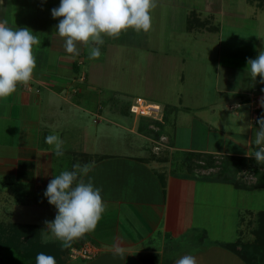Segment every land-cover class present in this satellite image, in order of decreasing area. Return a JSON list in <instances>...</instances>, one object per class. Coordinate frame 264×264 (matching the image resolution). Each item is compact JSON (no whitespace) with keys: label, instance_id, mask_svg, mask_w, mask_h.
<instances>
[{"label":"rangeland","instance_id":"obj_1","mask_svg":"<svg viewBox=\"0 0 264 264\" xmlns=\"http://www.w3.org/2000/svg\"><path fill=\"white\" fill-rule=\"evenodd\" d=\"M205 1L202 0V2ZM212 1L218 3V0ZM247 2L246 0H223V6L221 7L223 10L226 11L231 8L232 10L237 9L239 12L237 16H232V25L227 21H211L209 27L208 24L206 25L207 29L212 26L214 28L220 27V30H215L216 32L214 31L210 34L206 33V31L203 32L205 38L208 40L212 39L210 42L221 39V45L213 48L205 47V44L204 46L197 44L194 48L195 51L190 53L189 43H191L192 37L185 35L180 37L178 33H173L170 29H166L168 26H172L168 17L170 10L169 7L167 9L160 7V0H154V6L151 9L152 26L148 32H137L133 29H128L118 37L105 36L104 44L100 46L102 55L98 59L92 60L89 58V47L92 45L78 43V54H81L80 56L85 63L80 65L79 74L73 73V79L82 80L85 78L82 76L84 74L87 77L85 78L86 81L84 79L80 82H73V86L78 87L80 91L74 90L68 100L73 104L77 102L90 108L99 107L97 110H100V115L95 117L92 113L85 114L82 110L74 109L73 106V111H70L71 106H68L67 102L59 98H56L53 108L47 109L55 117V119H51L52 128L57 129L61 133V139L64 141V155L60 157L54 155L52 175H58L63 170H72V164L74 165L83 160L80 153H86L87 157L93 158V161H95L94 154L105 156L129 155L131 158L136 159L138 154L141 153L144 157L151 156L159 160L163 164H161V167L169 163L171 167H175V159H181L179 156L181 154L179 152H175L176 156L171 154L167 148L171 144L182 148H217L216 141L225 142L224 135L228 134H233V136H227L228 144L232 139L233 143L236 142L238 135L245 137L248 136L247 134H251L250 136L253 140L255 132L259 130V127L254 124L256 113L262 108L264 110V107H262L264 96L262 91H260V85L264 83V80H261L260 77L252 80L246 69L248 60L255 59L259 51L264 50V10L255 5H249ZM29 3L30 0H27L25 8L10 7L11 9L9 8L8 11L13 14L12 16L7 14V17L11 18V23H18L20 20L18 15L21 10L22 14H25L21 21L41 26L39 28V37L41 38L43 35V46L46 47L44 42H47L51 35L58 37L56 25L59 23V19L52 17L51 10L59 6L60 0H36V8ZM162 8L163 10H161ZM33 11L37 14H33ZM160 18L164 20L163 25L160 24ZM185 23L187 29V22L184 21V24H182L177 18L175 29L184 27ZM157 26L161 29H157ZM156 33L163 37V50L165 52L173 55L177 54L178 56L182 55L185 58L182 75H180L182 72L177 73V76L173 75L171 69L173 64L168 67L171 62V55L149 52L150 45L158 38ZM122 38L128 40L129 44L125 46L119 44ZM144 39L148 40L147 45L143 43L142 40ZM219 47H221L222 52H228L226 53L228 54L227 56H231L232 67L229 70L225 65L223 67L225 70L223 69L220 72L219 78L216 80L215 75L218 65L213 60L211 63L206 60V63H201V58L196 61L193 59V54H198L200 50L204 51L205 49L209 55L215 54V50H218ZM39 53L41 52L39 51ZM78 56L73 55L71 58L74 61ZM212 56L213 59L216 58L215 55ZM165 61L166 63H163ZM167 61L169 62L167 63ZM42 96L44 95L42 94ZM137 97L146 99L149 103L159 104L160 108H163V112L167 108L168 119L164 122L161 135L156 133L159 127L153 124L152 121L154 120L148 117L140 118L139 115L126 112L128 103H132L133 99ZM245 101H249V103L247 104ZM215 102L221 104L222 107L220 108L222 110L217 111L215 108L214 112L210 110L213 106L211 103ZM82 106L79 107L83 108ZM59 107H61V111H59ZM185 107L193 108H189L187 111L184 109ZM4 108L2 109L4 110ZM173 108L175 109L171 110ZM197 108L201 109L197 110ZM33 109L30 115L39 120V122L42 121L41 129L46 127L44 121V115L46 114L43 107H34ZM125 112L127 113L126 116L123 114ZM14 113L18 116L19 109H15ZM27 113H25L26 117ZM219 117H221L220 120H218ZM216 120L219 123H216ZM115 123L128 124L130 130L127 126H125L124 130L119 126L121 124L116 126ZM3 125L4 127L1 128H5V122ZM8 128L16 129V127L12 126ZM202 128L211 130V132L204 134L202 132L200 134L198 129L201 130ZM141 129H151L153 134L146 137V134H143ZM189 129H193L194 132L188 133ZM215 131H222L223 133ZM4 134L3 132L2 136ZM132 137H136L138 143L134 139L132 140ZM238 139L239 144L240 142L243 145L246 144L243 143L244 141L239 142ZM4 142L6 145L3 144L5 146L1 148L0 155L3 154L7 162L12 163L15 160L13 155L17 153V147H20L23 143L12 132H6ZM139 145L142 147L141 149H139ZM252 145L255 146L254 144ZM235 148L234 146L233 149ZM72 150L73 152H71ZM250 153L251 156L248 158L255 159L252 150ZM213 157L217 167L207 169L197 168L196 165H201L202 162L198 163L196 159L192 160L190 165H186L183 160L178 161L181 166L180 172H177L179 176L176 178L183 181H193L194 184L179 192L177 195V197H180L178 206L172 207L171 212L177 207L179 209V211L177 210L178 213L181 212V220L184 219L190 223L191 227L197 228L194 233L196 245L191 243V241L188 244L186 241L185 246H181L182 250L189 249V246L191 249H196L195 251L203 248L205 250L208 245L221 249V244L224 245L236 239L243 242L251 241L253 238L252 230L257 225L258 213L264 211V189H255L253 191L241 189L242 192L233 190V188H236L235 183L242 185L254 184L257 179L254 175V170L263 171L264 168L260 167L257 162H250L248 168L237 173L230 166L226 176L229 178H224L225 175L223 176V174L225 173H222L221 163L226 161V156L219 154V156L213 155ZM101 167L108 168L107 164ZM101 167H98L94 173L89 174L85 181L87 182L91 178L96 187L104 189L108 195L112 192L114 196L116 191H111L106 185L112 179H116L114 177L117 174H105L106 169L103 168V170ZM113 167H116V165ZM169 169L170 167L167 168L168 171ZM3 179L0 177V184ZM229 179L232 184L226 183V180ZM147 182L151 191H159L158 182L149 180ZM9 193V191L0 189V194H3L0 198V223L36 224L40 225L45 231V222L54 220L56 213L53 211L56 212V208L49 203H47V208L33 205L35 197L30 199L29 210L23 209L25 213H22L24 214H21V212L15 213L14 205L16 200L14 197L12 201L9 198L6 199L9 197ZM107 208H110V206ZM30 216L33 219H26V217L30 218ZM235 217L238 218L235 222L237 224L233 221ZM235 225L238 228L236 230ZM234 230L240 232L239 236L237 232H235V235ZM123 237L124 235H122ZM42 241H55L59 247H66L62 241L53 235L45 234V232L42 236ZM88 242L97 249V253L100 252L98 247L92 244V241H86L83 244H73L72 242L70 252L66 257H63L64 263H87L89 260L80 258L76 254L77 252L74 251H78V248L83 247ZM176 247L177 244L173 246V248ZM110 260L111 258L104 260V264H111ZM93 262L95 260L92 259L91 263Z\"/></svg>","mask_w":264,"mask_h":264},{"label":"crops","instance_id":"obj_2","mask_svg":"<svg viewBox=\"0 0 264 264\" xmlns=\"http://www.w3.org/2000/svg\"><path fill=\"white\" fill-rule=\"evenodd\" d=\"M26 1L27 0H0V21H5L8 26L13 28H30L37 36L38 40L37 44L33 46V54L36 57V68L33 72L31 81L27 84H19L17 86V91L13 95L0 99V141H2L0 142V150L6 145V141L4 142L6 132H12L14 136L17 135L23 143V145L17 147V153L13 155L15 160H13L12 163L7 162L6 157H3V154H1L2 156L0 155V177L2 179L5 177L3 182L0 184V189L10 192L9 197L6 199L9 198V200L12 201L14 197L16 200L14 212H21V214L25 213L23 209L26 211L27 209L29 210L30 199H34V197L35 199L33 200V205L47 208L48 200L45 198L44 192L48 183L54 177V175H52V162L55 154L52 150L53 146L47 144L45 142V138L50 134H58L61 137V133L57 129L52 128L51 119H55V117L54 115H51L47 109L53 108L56 98H59L60 100L67 102L68 106H71L70 111H73L74 108L82 110L85 114L92 113L95 117L100 115V110H97L99 107H93V109L87 106H82L77 102L73 104L68 100V97L74 90L80 91L78 87L73 86V82H80L87 77L84 74L82 76L85 78L82 80L73 79V73L79 74L80 65L85 63L83 62L84 59L80 56L81 54H78V58L73 61L71 58L73 55L68 54L65 51L64 39L54 35H51L49 40L44 42L46 44V47H44L42 39L43 35L41 38L39 37V28H41V26L39 24L31 25L27 21H21V18H24L25 15L22 14L23 12H21V10L18 15V18H20L18 23H11V18L9 19L7 17V14L11 16L13 14L8 11L10 7L16 6L25 8ZM29 4H33L35 8L37 7L36 0H30ZM159 6L164 9L169 7L170 10L168 17L170 18L172 26H168L166 29H170L173 33H178L180 37H184V35L192 37L191 41L189 37V41L191 42L189 43L190 53L195 51L194 48L197 44H201L202 46L205 44V47L207 46L212 48L221 45V39L210 42L212 39L208 40L205 38L203 32L206 31V33L210 34L215 30H220V27L214 28V26L207 29L211 21H227L231 24L233 22L231 19L232 16H237L239 12V10H232L231 8L226 11L223 10L221 8L223 6V0H218V3L212 0H206L205 2H202V0H160ZM163 8L161 10H163ZM32 13L37 14L35 11ZM192 13L195 14V18L198 21H209L208 27H196L191 31H187L185 23L184 27H178V29H175L177 18L182 24H184V21L187 22L188 17H190ZM163 23V18H160V24L163 25ZM194 24L196 26V22ZM218 26H220V24H218ZM157 29L161 28H158L157 26ZM157 35L158 38H156L150 45L149 52L165 54L167 56L171 55V62L168 64V67L173 64L171 67L173 75L177 76V73L180 72H182L180 73V75H182L183 62L185 58L182 55L178 56L177 54L173 55L165 52L163 50V37L156 33V36ZM142 41L145 45H147V39ZM119 44L125 46L126 44H129V42L128 40H125V38H122V41ZM158 49L159 51H157ZM39 51L41 53H39ZM200 51L198 54H193V59L198 61L199 58H201V63H206V61H210L211 63L213 60V62L218 65L217 73L215 75L216 80L219 78V74L224 69L223 67L225 65L229 68V70H231V56H227V51L222 52L221 47H219L218 50H215V54L212 53L211 55H209L206 49L204 51ZM223 53L224 55H222ZM212 55H215L216 58L213 59ZM178 57L180 58L179 60ZM75 62L78 64V70H75L73 67ZM168 62L169 61H167V63ZM163 63H166V61ZM42 94L44 96H42ZM262 94L264 96V92H262ZM238 95L242 96L241 94ZM180 102L183 103L181 100ZM245 102L247 104L249 103V101ZM217 103H211L213 104L210 108L211 111L214 112L215 110H222L220 108L222 107L221 104ZM40 106L43 107L46 114L44 115L46 127H42V129L40 128L42 121L39 122V120L30 115L31 110H34V107L39 108ZM79 106H82L83 108ZM2 108H4V110ZM189 108L193 107H185L184 109L187 110ZM15 109H19L18 116L14 113ZM174 109L175 108H173V110ZM199 109L201 108H197V110ZM28 110L29 115L27 113ZM61 110V107H59V111ZM25 113H27V117ZM220 118L221 117H219L218 120H220ZM218 120H216V123H219ZM4 122L5 128L7 127L6 130L5 128H1L4 127ZM115 124L117 126L121 123ZM10 126L16 127V129L8 128ZM119 126H121L124 130L125 126H127L130 130V126L128 124H121ZM198 131L200 134H202V132L203 134L211 132V130H204L203 128L201 130L198 129ZM3 132L5 133L4 136H2ZM193 132V129H189L188 133ZM219 132L223 133L222 131H218L217 133ZM228 135L229 137L233 136V134ZM228 135H224L226 139L225 142L216 141L217 148H182L173 146L172 144L170 146H166L170 150V153L175 154V156L177 155L175 152L202 153L214 156H219V154H221L224 156L245 158L251 156L250 151H253V145L251 143L252 137L250 136L251 134L241 137L237 133L238 138H240H236V142L234 143L232 142L233 139L230 140L231 142H229V144L227 142ZM146 137H148V135H146ZM131 139H134L135 142L138 143L136 137H132ZM237 139L239 142L244 141L243 143L246 144L243 145L241 142L239 144ZM234 146L236 147L235 149H233ZM141 148L142 147L140 146L139 149ZM71 152H73V150ZM139 154L136 159L131 158L129 155L105 156L102 154H94L93 156H95V161H93V158L87 157L88 155H86V153H80L83 158V160L79 162L81 165L91 164L94 162V167L87 174V176L94 173L98 167L105 164H107L108 168L101 167L102 169H106L105 174H117L114 177L116 179H112V181L106 185V187L111 189V191H116L114 196L112 192L108 195L104 189H101V194L105 204V211L97 222L96 227L92 231L84 234L82 237L73 240V244H83L86 241H92V244L96 245L100 251L93 259L95 262L91 263L92 260H89V263L84 262L80 264H104V260L109 258H111V264H175L177 259L188 254L195 256L197 264H245L241 258L224 248L222 244L221 249L208 245V248L205 250L203 248L202 250L195 251L196 249H191L190 246L189 249L182 250L181 246H185L186 241L188 244H190L191 241V243H195L196 245L194 233L197 231V228L191 227L190 223L186 222V220H181V212L178 213L179 209L177 207H175L172 212L171 208L178 206L180 197H177V195L179 192L185 188L187 189L194 183L193 181L180 180L171 175L170 163L168 165L164 164V166L161 167L162 163H160L159 160L151 156L144 157L143 154ZM113 164L116 165V167H113ZM169 167L170 169L168 171L167 168ZM87 176H84L83 179L85 180ZM103 177L105 178V176ZM147 180L158 182L157 186L159 191H151ZM91 181L93 180L91 179ZM233 190L235 192H242V190L237 188H233ZM2 195L3 194H0V198ZM108 206H110V208H107ZM53 212L56 213L55 211ZM174 212L175 214H173ZM26 219L31 220L33 218L30 216V218L26 217ZM237 220L238 218L235 217L233 220L234 223ZM235 227V230L238 229L236 225ZM235 230L234 233L237 232V235L239 236L240 232ZM44 232L45 234H50L46 230ZM122 235H124L123 238ZM176 244L177 247L173 248Z\"/></svg>","mask_w":264,"mask_h":264},{"label":"clouds","instance_id":"obj_3","mask_svg":"<svg viewBox=\"0 0 264 264\" xmlns=\"http://www.w3.org/2000/svg\"><path fill=\"white\" fill-rule=\"evenodd\" d=\"M154 0H60L59 6L51 10L54 19H59L56 34L64 39L66 53L78 55V43L92 45L89 58L98 59L104 37H118L133 29L148 32L152 26L151 9ZM37 36L28 27H10L0 21V99L17 91L19 84H27L36 68L33 46ZM247 73L252 80H264V50L255 59L247 62ZM264 107V104H262ZM259 130L251 141L256 147L253 157L264 165V116L258 121ZM45 142L52 147L57 157L64 155V141L58 134L46 136ZM94 167L76 163L72 170H63L50 180L44 192L50 205L56 208V216L46 221V231L69 245L73 240L92 231L105 211L102 190L91 178L83 177ZM36 264H56L54 256L40 252ZM175 264H197L193 255H183Z\"/></svg>","mask_w":264,"mask_h":264},{"label":"trees","instance_id":"obj_4","mask_svg":"<svg viewBox=\"0 0 264 264\" xmlns=\"http://www.w3.org/2000/svg\"><path fill=\"white\" fill-rule=\"evenodd\" d=\"M249 4L255 5L256 7L264 10V0H248ZM196 22V26L195 23ZM209 21L201 22L195 18V14L192 13L190 17L187 19V31H191L196 27H204L208 24ZM77 62L74 63V69L78 70ZM260 91L264 92V83L260 85ZM131 104V103H130ZM128 103L126 109L129 114ZM169 109V108H168ZM173 110V109H171ZM123 113L125 116L127 113ZM167 108L164 109L163 112V120L162 121H152L154 125L159 127L157 135L162 134V130L164 127V122L167 121ZM255 126L259 127L257 121L264 116V110H258L256 113ZM150 121V120H147ZM141 132L146 135L153 134L151 129H141ZM256 146H253V149ZM254 152V150H253ZM179 155L181 159H175L174 166L171 167L170 174L174 177H178L177 172H180V161L186 162V165H190L192 160L196 159L198 163L201 165H196L197 168L207 169L217 167L214 161L213 155L202 154V153H191V152H180ZM180 160V161H179ZM179 161V162H178ZM227 161V162H226ZM226 161L221 163L222 173L224 178L229 172V167H233V170L237 173L248 168V164L250 162H257L252 158L245 157H232L226 156ZM260 167L264 168V165L259 164ZM191 167V166H190ZM191 170V168H190ZM254 175L257 178L256 182L252 185H242L237 184L236 188L239 190H249L253 191L255 189H264V169L263 171H259L258 169L254 170ZM226 183L232 182L226 180ZM44 231L40 225L36 224H18V223H0V264H36V256L40 252H44L46 254L52 255L56 259V264H65L63 261V257H66L70 252L72 247V242L66 247H59L54 241L43 242L42 236ZM253 238L251 241L243 242L241 240H235L232 243H227L223 245L224 248L231 251L233 254L237 255L245 264H264V211L258 213L257 225L252 230Z\"/></svg>","mask_w":264,"mask_h":264},{"label":"built area","instance_id":"obj_5","mask_svg":"<svg viewBox=\"0 0 264 264\" xmlns=\"http://www.w3.org/2000/svg\"><path fill=\"white\" fill-rule=\"evenodd\" d=\"M162 110V111H161ZM130 114L139 115L140 118H150L155 121H162L163 108L157 103H149L146 99L137 97L133 99L129 107ZM161 116V117H160ZM76 254L84 260H92L97 255V249L91 243L85 244L77 249Z\"/></svg>","mask_w":264,"mask_h":264}]
</instances>
